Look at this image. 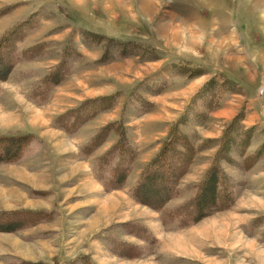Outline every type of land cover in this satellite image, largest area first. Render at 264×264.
I'll return each instance as SVG.
<instances>
[{
	"label": "rangeland",
	"instance_id": "1",
	"mask_svg": "<svg viewBox=\"0 0 264 264\" xmlns=\"http://www.w3.org/2000/svg\"><path fill=\"white\" fill-rule=\"evenodd\" d=\"M3 70L0 264H264V0H0Z\"/></svg>",
	"mask_w": 264,
	"mask_h": 264
},
{
	"label": "trees",
	"instance_id": "2",
	"mask_svg": "<svg viewBox=\"0 0 264 264\" xmlns=\"http://www.w3.org/2000/svg\"><path fill=\"white\" fill-rule=\"evenodd\" d=\"M4 71V70H3ZM7 71V70H6ZM6 71H4L2 74H0V79H4L5 78V76L7 75V73L9 72V70L6 72ZM6 139H8V138H6ZM12 139V138H11ZM13 140V139H12ZM168 145H166V148L165 149H168V147H167ZM164 150V149H163ZM154 165V163H152V164H150L149 165V167H151V166H153ZM154 172V176H152L148 181L149 182H153L154 183V185H155V183H156V181H157V177H155V173L157 172V171H153ZM171 173V172H170ZM166 175H167V173H166ZM166 178V177H165ZM166 180V179H165ZM159 188H162V187H159ZM164 188H166V187H164ZM163 189V188H162ZM159 199V198H158ZM162 199H165V201L166 200H168V198L167 197H165V198H162ZM161 199V200H162ZM160 200V201H161Z\"/></svg>",
	"mask_w": 264,
	"mask_h": 264
},
{
	"label": "crops",
	"instance_id": "3",
	"mask_svg": "<svg viewBox=\"0 0 264 264\" xmlns=\"http://www.w3.org/2000/svg\"><path fill=\"white\" fill-rule=\"evenodd\" d=\"M176 94V93H175ZM230 113H233L234 112V110L232 111V109L231 110H228ZM232 111V112H231ZM159 241H160V247H161V240L159 239Z\"/></svg>",
	"mask_w": 264,
	"mask_h": 264
},
{
	"label": "bare ground",
	"instance_id": "4",
	"mask_svg": "<svg viewBox=\"0 0 264 264\" xmlns=\"http://www.w3.org/2000/svg\"><path fill=\"white\" fill-rule=\"evenodd\" d=\"M38 120V119H37ZM54 136V135H53Z\"/></svg>",
	"mask_w": 264,
	"mask_h": 264
}]
</instances>
